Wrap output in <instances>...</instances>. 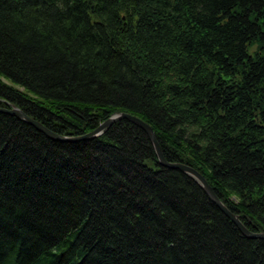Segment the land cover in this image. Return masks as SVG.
<instances>
[{
  "label": "trees",
  "instance_id": "trees-1",
  "mask_svg": "<svg viewBox=\"0 0 264 264\" xmlns=\"http://www.w3.org/2000/svg\"><path fill=\"white\" fill-rule=\"evenodd\" d=\"M10 105L69 137L139 117L264 233V0H0ZM0 264H264V240L132 122L60 142L0 112Z\"/></svg>",
  "mask_w": 264,
  "mask_h": 264
},
{
  "label": "water",
  "instance_id": "water-1",
  "mask_svg": "<svg viewBox=\"0 0 264 264\" xmlns=\"http://www.w3.org/2000/svg\"><path fill=\"white\" fill-rule=\"evenodd\" d=\"M0 112H5L9 115H13L15 117H18L19 119H21V120L27 122L28 124H30L31 126H33L38 131L45 134L47 137H49L55 141H60V142H78V141L91 140V139H94V138L101 136L105 130H107L108 128L113 126L115 123H117L121 120H124V119L129 120V121L133 122L134 124L140 126L142 129H144L147 132L148 137L151 140V142L155 148L156 154L159 158V162L162 166H165L167 168L174 169V170H180V171L185 172L186 174L196 178L198 180V182L200 183V185L204 188V190L207 193L210 200L213 201L221 209V211L236 224V226L240 229V231L246 237L251 238V239L264 240V233H255V232H251L250 230H248L245 227V225L241 222L239 217L236 214L232 213L225 206V204L217 197L213 188L209 185V183L206 181V179H204L197 172V170H195L191 166H188V165L183 164V163H171V162L169 163V162H167L165 160L163 152L159 146V143L156 139V136H155L153 129L149 125L144 123L141 119H139L138 117H136L134 115H131L128 113L117 114V115L113 116L112 118H110L109 120H107L106 122H104L103 124H101L96 130H94L91 133H88V134H85L82 136H77V137H69V136H63V135H60V134H57V133L51 131L50 129L45 127L42 123H40V122L32 119L28 115H26L22 110H20L15 105H10L9 109L0 108Z\"/></svg>",
  "mask_w": 264,
  "mask_h": 264
},
{
  "label": "bare ground",
  "instance_id": "bare-ground-1",
  "mask_svg": "<svg viewBox=\"0 0 264 264\" xmlns=\"http://www.w3.org/2000/svg\"><path fill=\"white\" fill-rule=\"evenodd\" d=\"M7 109V108H6ZM27 115V114H26ZM13 116V115H12ZM29 116V115H28ZM30 117V116H29ZM18 118V117H17ZM139 118V117H138ZM33 119V118H32ZM140 119V118H139ZM35 120V119H34ZM109 120V119H108ZM124 120H126V119H124ZM121 121H123V120H121ZM127 121H129V120H127ZM143 121V120H142ZM106 122V121H105ZM120 122V121H119ZM129 122H131V121H129ZM144 123H146L145 121H143ZM27 123V122H26ZM104 123V122H103ZM102 123V124H103ZM118 123V122H117ZM133 123V122H132ZM147 125H149L148 123H146ZM30 125V124H29ZM138 126V125H137ZM150 126V125H149ZM140 127V126H139ZM152 129H153V127L152 126H150ZM141 128V127H140ZM142 129V128H141ZM142 130H144V129H142ZM145 131V130H144ZM153 131H154V133H155V130L153 129ZM145 133L147 134V132L145 131ZM148 135V134H147ZM82 136V135H81ZM156 136V135H155ZM74 137H77V136H74ZM164 155V154H163ZM158 157V156H157ZM165 157V156H164ZM159 159V158H158ZM165 160L167 161V162H169L166 158H165ZM170 163V162H169ZM172 163V162H171ZM174 163V162H173ZM176 163V162H175ZM180 163V162H179ZM161 165V164H160ZM162 166V165H161ZM162 167H164V168H167V167H165V166H162ZM167 169H170V168H167ZM172 170H174V169H172ZM204 179H206V177L201 173V172H199V171H197ZM190 176V175H189ZM196 183H198V184H200L199 182H198V180L196 179V178H194V177H192V176H190ZM206 181H207V179H206ZM208 182V181H207ZM210 185V184H209ZM201 186V185H200ZM211 186V185H210ZM202 187V186H201ZM202 189L204 190V188L202 187ZM205 191V190H204ZM206 193V192H205ZM207 194V193H206ZM216 194V193H215ZM218 197V196H217ZM242 222V221H241ZM78 230L80 229L79 227L77 228ZM77 231V230H76ZM75 230L73 231V233H75L76 232ZM72 233V232H71Z\"/></svg>",
  "mask_w": 264,
  "mask_h": 264
}]
</instances>
